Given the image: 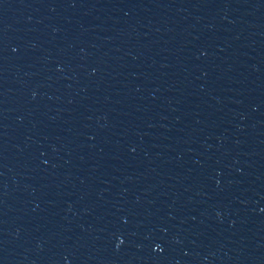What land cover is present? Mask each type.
I'll list each match as a JSON object with an SVG mask.
<instances>
[{
	"label": "water",
	"instance_id": "water-1",
	"mask_svg": "<svg viewBox=\"0 0 264 264\" xmlns=\"http://www.w3.org/2000/svg\"><path fill=\"white\" fill-rule=\"evenodd\" d=\"M264 129V0H0V264H191Z\"/></svg>",
	"mask_w": 264,
	"mask_h": 264
}]
</instances>
